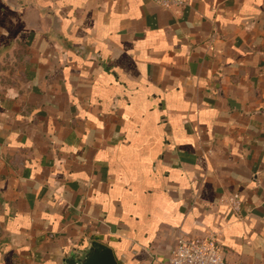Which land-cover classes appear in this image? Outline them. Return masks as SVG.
<instances>
[{"label": "crops", "instance_id": "0c3cea01", "mask_svg": "<svg viewBox=\"0 0 264 264\" xmlns=\"http://www.w3.org/2000/svg\"><path fill=\"white\" fill-rule=\"evenodd\" d=\"M209 229L264 264V0H0V264Z\"/></svg>", "mask_w": 264, "mask_h": 264}, {"label": "built area", "instance_id": "2783aa9c", "mask_svg": "<svg viewBox=\"0 0 264 264\" xmlns=\"http://www.w3.org/2000/svg\"><path fill=\"white\" fill-rule=\"evenodd\" d=\"M167 8L180 9L189 5L191 0H150ZM226 204L234 215L242 216L240 193L232 192L227 196ZM165 264H232L219 241V231L206 230L195 236L179 234L175 247Z\"/></svg>", "mask_w": 264, "mask_h": 264}, {"label": "water", "instance_id": "95a60500", "mask_svg": "<svg viewBox=\"0 0 264 264\" xmlns=\"http://www.w3.org/2000/svg\"><path fill=\"white\" fill-rule=\"evenodd\" d=\"M63 264H119V262L111 246L98 240H90L84 248L70 251Z\"/></svg>", "mask_w": 264, "mask_h": 264}]
</instances>
